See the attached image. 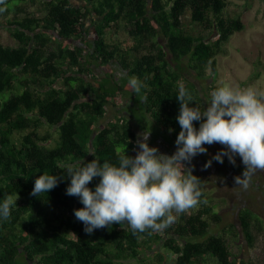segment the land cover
<instances>
[{"label": "trees", "instance_id": "trees-1", "mask_svg": "<svg viewBox=\"0 0 264 264\" xmlns=\"http://www.w3.org/2000/svg\"><path fill=\"white\" fill-rule=\"evenodd\" d=\"M12 1L0 13L14 11L2 22L17 40L16 46L0 43V204L8 196L18 199L10 218H0V264H243L225 231L210 232L223 217L203 191L207 203L180 214L163 232L133 234L124 223L87 234L74 215L83 204L66 195L70 178L60 167L93 159L117 164L126 147L128 155L137 154L138 132L117 111L133 76L146 85L139 109L176 146L179 84L203 111L221 86L213 81L203 94L197 82L208 68L215 80L217 56L245 27L240 16L224 14L227 0H19L24 7ZM185 17L214 39L189 32ZM111 65L127 75L118 81L108 72ZM44 173L62 178L48 194L31 195ZM193 175L202 182L198 168ZM237 217L254 246L262 220L247 206Z\"/></svg>", "mask_w": 264, "mask_h": 264}, {"label": "clouds", "instance_id": "clouds-1", "mask_svg": "<svg viewBox=\"0 0 264 264\" xmlns=\"http://www.w3.org/2000/svg\"><path fill=\"white\" fill-rule=\"evenodd\" d=\"M0 13L7 10V0H0ZM128 84L140 102L147 99L141 94L146 87L133 76ZM180 109L177 116L181 131L172 155L150 147V131L140 133L136 141L137 154H127V147L111 164L93 159L62 164L70 184L66 195L78 197L83 207L74 210L87 234L96 229L110 228L113 224L127 223L133 234L163 232L174 224L179 215L198 207L203 195L201 180L186 166L199 154H206L205 145L223 146L212 159L223 163V157L234 166L239 156L243 163L242 175L234 177L236 185L248 188L252 175L264 170V91L249 87L240 89L223 85L211 92V100L202 111L195 97L184 84L178 86ZM193 103L195 106H192ZM199 121V128L194 125ZM92 155V154H91ZM211 165L209 160L204 167ZM99 177L95 189L89 187ZM59 175L44 173L34 182L31 195L48 194L60 182ZM63 178H65L63 176ZM17 197L8 196L0 204V218L7 220Z\"/></svg>", "mask_w": 264, "mask_h": 264}, {"label": "rangeland", "instance_id": "rangeland-1", "mask_svg": "<svg viewBox=\"0 0 264 264\" xmlns=\"http://www.w3.org/2000/svg\"><path fill=\"white\" fill-rule=\"evenodd\" d=\"M74 1L84 3L81 0ZM15 4L24 7V2L20 3L19 0H13L10 5ZM28 10L32 13L37 11L36 6L30 5ZM13 12L11 10L0 17V43L9 46H16L17 40L11 35L9 25L2 21L14 18ZM223 12L227 17L240 16L245 27L230 37L223 46L224 53L217 56L218 73L215 80L209 77L210 69L208 68V76L203 81L197 82L199 88L205 94L207 86L214 81L219 86L227 84L240 89L252 87L264 91V0H227V6ZM19 16H24V13H20ZM183 21L189 32L199 34L202 31L199 25L190 22L189 17H185ZM202 35L209 40L215 37L211 31H202ZM119 37L123 38L121 35ZM100 71H103V68ZM108 72L114 73L118 81L127 75V71L112 65L109 66ZM128 87L129 85L126 84L125 91L121 94L122 103L117 111L130 119L138 135L144 131H150L148 140L150 147H157L161 153L172 155L177 146L172 145L166 137L157 136L158 126L153 125L154 122L149 115L141 112L138 97ZM5 95L10 96L7 92ZM111 110L114 109L111 108ZM151 124L152 128H150ZM154 134L157 136L156 139L153 137ZM222 148L220 144L210 145L206 154L195 156L190 164L185 162L186 166L192 169L198 168L202 172L200 186L205 193V199L212 202L223 217V223L220 226L213 224L210 232L225 231L232 253L243 261V264H264V170H257L252 175L248 188L236 185L234 177L242 175L245 166L239 156L236 157L235 166L229 162L227 156L223 157L222 164L212 159ZM205 155L208 156L204 157ZM209 160L211 165L205 168L204 165ZM244 206L254 210L263 223L262 231H255L254 246H249L238 221L237 211ZM170 257L171 253L168 254L169 259ZM125 263L131 264V262Z\"/></svg>", "mask_w": 264, "mask_h": 264}, {"label": "crops", "instance_id": "crops-1", "mask_svg": "<svg viewBox=\"0 0 264 264\" xmlns=\"http://www.w3.org/2000/svg\"><path fill=\"white\" fill-rule=\"evenodd\" d=\"M141 112H143V111L141 110ZM149 122H150V120H149ZM154 124H155V123H153V125H154ZM150 126H151L150 128H152V124H151ZM157 136H160V135H159V133L157 134ZM157 136L154 134V136H153V137H154V139H156V138H157Z\"/></svg>", "mask_w": 264, "mask_h": 264}, {"label": "flooded vegetation", "instance_id": "flooded-vegetation-1", "mask_svg": "<svg viewBox=\"0 0 264 264\" xmlns=\"http://www.w3.org/2000/svg\"><path fill=\"white\" fill-rule=\"evenodd\" d=\"M240 167V166H239Z\"/></svg>", "mask_w": 264, "mask_h": 264}]
</instances>
